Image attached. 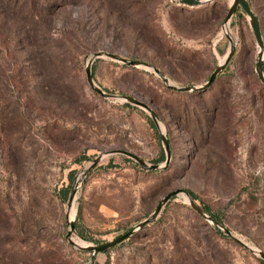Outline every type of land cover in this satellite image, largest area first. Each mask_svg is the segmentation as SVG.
<instances>
[{"label": "rangeland", "instance_id": "rangeland-1", "mask_svg": "<svg viewBox=\"0 0 264 264\" xmlns=\"http://www.w3.org/2000/svg\"><path fill=\"white\" fill-rule=\"evenodd\" d=\"M264 43V0H247ZM231 0H0V264H264V84L258 46ZM98 52L150 69L96 58ZM264 59V58H263ZM264 69V62H263ZM146 170L113 150L129 151ZM98 163L86 174L94 159ZM75 193L70 208L68 198ZM180 193L146 226L160 199ZM192 195H191V194ZM133 230L117 245L93 252ZM217 223V224H214ZM232 236L246 244L228 236Z\"/></svg>", "mask_w": 264, "mask_h": 264}, {"label": "water", "instance_id": "water-1", "mask_svg": "<svg viewBox=\"0 0 264 264\" xmlns=\"http://www.w3.org/2000/svg\"><path fill=\"white\" fill-rule=\"evenodd\" d=\"M179 4L181 5H186V6H190V7H196V6H202L204 4L210 3L213 0H176ZM238 7H241L242 10L245 12V14L248 16L249 18V24L251 26L255 41L257 43V46L259 48L258 50V55H257V61H256V65H255V72L257 74L258 79L260 80V82L262 84H264V69H263V62H264V43H263V38H262V34H261V30H260V25H259V21L257 16L254 14L253 10L251 9L249 3L247 0H232L230 3V6L228 8V11L226 13L225 16V25L229 24V21L231 20L234 12L236 11V9ZM225 31V37L227 38V40L230 43V48L226 54V56L224 57V59L218 64V66L215 68V70L210 74L207 82L205 83V85L199 87V88H193L192 90H203L206 89L209 85H211L215 78L217 77V75L222 71V69L224 68V66L229 62V60L232 58V56L234 55L235 52V43L234 40L232 38V36L224 29ZM96 58H109L111 60L114 61H118L121 62L125 65L128 66H132V67H138V68H142V69H152L154 71V73L163 81L165 82V84L167 85L168 88L173 89V90H178L181 92H186L189 91L190 88L189 87H176L174 85H171L168 78L164 75V73H162L161 71H159L158 69L152 67L150 64L145 63V62H141L138 60H128L125 58H122L118 55L109 53V52H98L96 54H94V56L86 63L85 66V75H86V81L87 84L97 93L100 94L101 96L105 97V98H110V99H115L116 101H120V102H126V103H130L132 105L138 106L143 108L144 110H146L149 114L150 117L152 118V120L154 121L155 125L158 126V122L156 120L155 114L154 112L151 110V108L146 105L144 102H141L131 96H127V95H112L109 93L104 92L100 87H98L93 79L92 76V63ZM161 139H162V143H163V147L165 150V154H166V159H165V163L164 165H158V164H152V165H148L144 160H142L140 157H138L137 155L126 151V150H113L108 152V154H122L127 156L128 158L134 160L141 168L146 169V170H157V169H161V168H165L168 164V162L170 161V148H169V143H168V139L166 138V136L164 134H161ZM100 158H96L93 160V162L91 163V165L87 168V170L84 171V175H86L99 161ZM74 193L75 190L74 188L72 189L69 198H68V208H70L73 197H74ZM180 193H184V195H186V197L188 198V202L191 206V208L196 211L199 215L206 217L205 213L203 212V210L196 205L192 199H190L188 192L181 190V189H177V190H173L169 193H167L166 195H164L160 201L157 203L156 207L154 208L153 212L151 213L150 217L148 219H145L144 221H142L139 225L138 228L144 227L146 226L150 221L154 220L157 215L159 214V212L161 211L162 207L172 198H174L175 196L179 195ZM214 224H217L214 222ZM74 227H75V222L73 220L69 221V230L66 234V237L69 239L70 235L74 232ZM224 232L232 237L234 240L240 242L237 238H235L234 236L231 235V233L227 230V229H223ZM133 234V230H130L128 232H126L125 234H122L116 238H114L111 241H108L106 243L103 244H97V245H85V246H78L75 243H73L70 239L69 242L75 246H77L79 249H84L87 251H93V252H101L104 250H107L115 245H117L118 243L128 239L131 235ZM244 247L249 248L246 244L240 242ZM252 251H255L258 253L259 257L261 259L264 260V253L260 252V251H256L253 250L252 248H249Z\"/></svg>", "mask_w": 264, "mask_h": 264}, {"label": "trees", "instance_id": "trees-1", "mask_svg": "<svg viewBox=\"0 0 264 264\" xmlns=\"http://www.w3.org/2000/svg\"><path fill=\"white\" fill-rule=\"evenodd\" d=\"M93 70H94V68L92 69V72H93ZM125 105H127V106H131V105H129V104H127V103H125ZM191 194V193H190ZM192 195V194H191Z\"/></svg>", "mask_w": 264, "mask_h": 264}, {"label": "bare ground", "instance_id": "bare-ground-1", "mask_svg": "<svg viewBox=\"0 0 264 264\" xmlns=\"http://www.w3.org/2000/svg\"><path fill=\"white\" fill-rule=\"evenodd\" d=\"M231 1H232V0H231ZM225 30L228 31V27H227V25H226V27H225ZM187 200H188V199H187Z\"/></svg>", "mask_w": 264, "mask_h": 264}]
</instances>
